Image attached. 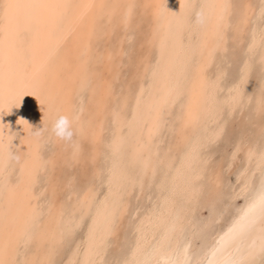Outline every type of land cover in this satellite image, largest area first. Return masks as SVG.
Wrapping results in <instances>:
<instances>
[{
	"label": "bare ground",
	"instance_id": "obj_1",
	"mask_svg": "<svg viewBox=\"0 0 264 264\" xmlns=\"http://www.w3.org/2000/svg\"><path fill=\"white\" fill-rule=\"evenodd\" d=\"M231 1L0 0V264H51L85 218L79 250L65 264H106V245L117 234L129 195L144 183L149 189L158 169L152 204L131 225V247L111 264L264 261L260 139L248 145L233 139L223 165L238 163L240 156L242 163L221 209L241 199L222 223L206 229L200 245L194 241L200 230L192 216L195 204L203 188L216 190L222 180L220 165L210 169L202 149L220 135L224 111L230 115L248 101L254 53L264 69V0L257 7L244 0L233 24ZM255 11L261 22L251 24ZM231 25L239 40L249 32L247 53L237 79L220 95L222 70L211 76L208 68L214 53L224 50ZM130 32L141 37L130 78L117 90ZM257 82L253 108L260 110L264 72ZM60 114L69 118L71 139L52 130ZM164 132L168 143L161 149ZM44 139L54 145L49 155L42 152ZM100 156L109 159L102 168L104 190L99 194L91 184L76 195L71 188L67 206L60 191L72 181L62 182V168L88 160L99 177ZM41 173L44 184L35 189ZM206 178L210 188L203 185Z\"/></svg>",
	"mask_w": 264,
	"mask_h": 264
},
{
	"label": "rangeland",
	"instance_id": "obj_2",
	"mask_svg": "<svg viewBox=\"0 0 264 264\" xmlns=\"http://www.w3.org/2000/svg\"><path fill=\"white\" fill-rule=\"evenodd\" d=\"M250 1L256 7L261 3L260 0H250ZM231 2H232L231 3L232 8H231V11L229 12V15H230L229 19H231L230 21L233 24V22L237 19L238 15H239V11L242 8L241 6L243 5L244 0H232ZM256 12L257 11L253 12V14H252V18H251V22H250L251 24H253L254 21L256 22V24L261 22V20H260L261 18L257 15L258 12L257 13ZM262 13L260 15H264V11ZM130 33L132 36L129 35L128 38H125V42H124V44L126 45V48H127L126 49L127 55H125V57H124L125 64H124V66L121 67L122 68L121 69V75H120V77L116 83V89L117 90L122 89L124 87L125 81L126 80L128 81L130 78L129 72L131 71L130 69L134 63V54L133 53H135L138 40L141 37V35L138 33H135V32H130ZM114 34L115 35H113V37H112L113 40L116 37V32H114ZM234 34L235 33H234V30L232 29V25H231L230 29L228 30V38H227L226 46H225L224 50L222 52L214 53L213 59H212L211 64L209 65V68H208V73L211 76L215 75L217 71L222 70V75L220 78V84H221L220 86L222 87V89L220 90V92H221L220 95L225 94L224 92L226 91L227 87L229 85H231L237 79L239 69H240V65H241V63H242V61L245 58V55L247 53V51H246L247 49L245 47L247 44V38H248L249 32L248 31L244 32V35H243L244 40L243 41L239 40L238 37ZM258 55H259V53L256 52L251 57L250 71H249V74L247 76L248 78H247L246 84H245V91L250 94L248 101L245 102V104L242 106L241 109L234 111L230 115H228L224 111V113H223V114H225L224 118H223V125L224 126H222L223 129L221 130L220 135L218 134V136L215 137L214 140L208 142L202 149L203 150L202 152L204 153V154L203 153L202 154L203 155L206 154L205 156H207L208 163L206 162V165L209 164L210 169H211V167L213 168V167L220 165L222 180H221L220 184L217 186L218 188L216 187L217 188L216 189L217 191H216L215 189H212L211 181H209V179L208 180H207V178L203 179V181H205V183L203 184L204 187L206 186V187L210 188V186H211V188H210L211 191L208 188H206V189L203 188V194H201L202 196L200 195L201 198L199 197L197 203L195 204L196 206L194 207V210L192 212L193 219L194 220L196 219L195 221L197 222V226H198L196 228V230L200 229V230H202V232L205 233L204 234L201 232L202 234H199L198 232L200 230L195 231V232H197L196 234H199L198 235L199 237L196 234L194 236V237H196L195 239L198 241V243H197V241L194 239L195 244H197L196 246H198L202 243L201 241L204 239V237L207 233L206 229L209 228V231H210L211 229H213L212 227H215L218 224L222 223L227 218L229 213L231 212L232 205L238 203L241 199L240 195H238L233 199L232 203L229 202L227 205L224 206L223 209H221L220 203L222 200L226 199V198H224L223 193H225V192L227 193L228 192L227 189H229L233 185V183L235 181L234 178L236 177L235 172L240 168V164L242 163V157L239 155L240 158H238V160H237L238 163H236V164H239L241 162L239 165H236V164L232 165L231 164V165H229L231 167L223 165V164H226L228 162L229 151L232 148V145L234 143L233 139L234 140L237 138H240L242 140L244 139L243 141L247 142V143L245 142L246 145H248V143L252 144L254 142H258L259 139L261 142L264 141V138H263L264 137L263 136L264 135V109L256 110L255 108H253V107H255L254 105H255V101H256L255 100L256 94H257L256 92H258L260 89L258 87L257 80L261 76V74L264 72L263 66L261 68L262 61L259 59ZM132 85H133V83L131 81L130 86H132ZM257 87L259 89H257ZM262 88H264V87H262ZM262 92H264V89ZM83 99L85 100V96ZM226 114H227V116H226ZM110 130H111V126H110V124H107L104 132L102 133L103 137L107 138V136L111 132ZM164 133L162 134V136L164 135ZM165 134H166V135H164L165 137L163 136V138H161V139H163V141L160 142L161 149L163 147L165 148V146L168 143L167 142L168 141L167 133H165ZM243 134H245V135H243ZM261 136H263V137H261ZM250 137H251V139H250ZM261 139H263V140H261ZM85 146H86V144H84V147ZM53 150H54V145H53L52 141L44 139V146L42 147L43 154L49 155ZM107 161H109L108 158H106L104 156H100V158H98L96 161V165L98 167H100L102 170V168L106 167V165L108 164ZM85 162H87V163L85 164ZM85 162H84V166H82L81 164H80L81 166H78L79 164H77V165L69 164V165H67V167L66 166L63 167L62 171L60 172L59 176H60L61 180L63 179V181H62L63 183L65 181L69 182V180L72 181V183L70 182L67 186L66 185L64 186L63 190H61L63 192L60 191L61 196L66 200L65 204L67 206H70V204L73 201L72 195L69 196L67 194L71 188L75 191L76 195H79L80 192H82V190L85 188V186L91 185V184L94 185L95 187L97 186V188H98L97 190H98L99 194L102 193V191L104 190V187L106 184L105 183L106 182L105 181L106 180V176H105L106 174L103 173V170H102L101 174L99 175L100 178L97 177L96 175H94V172H93L94 166L90 162H88V160H86ZM83 168L84 169L88 168V169L85 171ZM81 169H83L85 172L83 170L81 171ZM158 170L153 177V181H152L153 183L151 182V184H148V186H150L149 189L146 190V188H148V187H146L147 184L144 183L143 184L144 187L142 185V188L140 189V191L137 190V187H136L131 192V194L129 195L130 196L128 199L129 203H128L126 212L124 213V215L122 216L121 220L118 223L119 226H117V227H119V229L116 232L117 234L114 236H111L109 238L107 245H106V251H105V262H106V264H111L113 262V260H116V258L120 259L126 253H128V251L131 247L132 238H133L131 225H132L133 221L137 218L138 214L141 211H143L144 209L146 210V209L150 208V206L152 204V198L154 197V195L156 193V189H157L155 187V185H157L156 181H157L158 177L160 176L159 172L161 174V171H158ZM91 172H93V173H91ZM81 173L85 174V177H83L84 175H81ZM63 176L66 179H64ZM38 178H39V180H38L37 184L35 185V189L42 188V186L44 184V180H43V179H45L44 174L43 173L39 174ZM207 183L210 186L207 185ZM225 183L227 185H225ZM224 186L226 188H224ZM207 189L210 192H207ZM224 189H226V190H224ZM214 190L216 191V193ZM219 190H220V192H219ZM138 191H139V193H137ZM144 191L146 193L147 192L148 193L144 194L145 193ZM149 192H150V194H149ZM217 192L220 193V197L218 198V200H217V197L219 195L217 196V194H219V193H217ZM208 193H210V195ZM211 193L212 194L214 193L215 195L214 194L212 195ZM65 194H67V195H65ZM42 195H44L45 197ZM42 195H40V198H39L40 203L45 205L44 203H45V200L47 199L46 198L47 195H46V193L42 194ZM225 197H227L226 194H225ZM136 207H138L137 208L138 210H136ZM217 210H219V211H217ZM136 212H137V214H136ZM211 215H213L214 217ZM215 217H216V219H215ZM203 220H204V223H203ZM85 221H86V218L84 219L83 223L74 227L72 229V231L69 233V235H67V237H65V239L62 241V244L59 246V248L57 249V251L53 255V259H52L51 264H65L66 262L69 261V258L73 254H76V251L79 250L78 248L80 246V241H81V238L83 235L84 224H85L84 222ZM198 221H200V222H198ZM200 223H203V224H200ZM199 227H201V228H199Z\"/></svg>",
	"mask_w": 264,
	"mask_h": 264
},
{
	"label": "clouds",
	"instance_id": "obj_3",
	"mask_svg": "<svg viewBox=\"0 0 264 264\" xmlns=\"http://www.w3.org/2000/svg\"><path fill=\"white\" fill-rule=\"evenodd\" d=\"M52 130L56 136L61 139H71L70 121L66 115H57L52 126Z\"/></svg>",
	"mask_w": 264,
	"mask_h": 264
},
{
	"label": "water",
	"instance_id": "obj_4",
	"mask_svg": "<svg viewBox=\"0 0 264 264\" xmlns=\"http://www.w3.org/2000/svg\"><path fill=\"white\" fill-rule=\"evenodd\" d=\"M261 264H264V261Z\"/></svg>",
	"mask_w": 264,
	"mask_h": 264
}]
</instances>
